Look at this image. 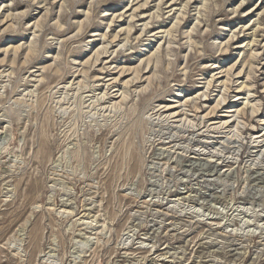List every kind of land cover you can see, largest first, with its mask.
<instances>
[{"label":"rangeland","instance_id":"374dc122","mask_svg":"<svg viewBox=\"0 0 264 264\" xmlns=\"http://www.w3.org/2000/svg\"><path fill=\"white\" fill-rule=\"evenodd\" d=\"M262 122L264 0H0V264H264Z\"/></svg>","mask_w":264,"mask_h":264},{"label":"bare ground","instance_id":"6f19581e","mask_svg":"<svg viewBox=\"0 0 264 264\" xmlns=\"http://www.w3.org/2000/svg\"><path fill=\"white\" fill-rule=\"evenodd\" d=\"M142 5H143V4H142ZM140 6H141V5H140ZM137 7H138V6H137ZM137 7H136V8H137ZM156 7H157V6H156ZM133 10H135V8H134ZM156 15H157V14H156ZM202 16H203V15H202ZM131 18H132V17H131ZM160 31H161V30H160ZM227 40H228V39H227ZM231 40H232V39H231ZM252 42H253V41H252ZM14 49L16 50L17 48H14ZM29 49H30V48H29ZM98 50H99V49H98ZM106 52H107V51H106ZM11 53H12V52H11ZM98 54H99V53H98ZM254 54H255V53H254ZM14 56H15V55H14ZM254 56H257V54L254 55ZM254 58H255V57H254ZM154 60H155V59H154ZM146 66H147V65H146ZM138 71H139V70H138ZM57 73H58V72H57ZM226 74H227V73H226ZM228 74H230V76H232V73L229 72ZM135 76H138V75H135ZM230 76L228 77V75H227L228 78H227V77H226V78L229 80V79H231ZM137 79L139 80L140 78H137ZM225 82H226V84H230V85H231L230 82H227L226 80H225ZM136 83H137V82H136ZM208 85H209V84H208ZM208 87H209V86H208ZM225 88H226V86H225ZM207 89H208V88H207ZM223 89H224V88H223ZM227 90H229V88H226V91H227ZM208 91H209V90H208ZM201 93H202V92H201ZM204 95H205V94H204ZM206 98H207V97L204 96V97H203V100H207ZM238 98H240V97H238ZM238 98H236V99H238ZM223 100H225V98H224ZM220 102H221V101H220ZM220 102H219V103H220ZM245 102H246V101H245ZM223 104H225V101H224ZM245 104L248 105V103H245ZM218 105H219V104H218ZM172 106H174V105H172ZM169 108H170V107H169ZM166 109H167V108H166ZM194 109H195V108H194ZM196 109H197V106H196ZM242 109H243V108H242ZM252 109H253V108H252ZM256 110H257V109H256ZM241 111H242V110H241ZM244 111H245V110H244ZM244 111L241 112V113H244V114H245ZM228 112H236V109H234V108H230V109L228 110ZM237 113H238V111H237ZM170 116H171V115H170ZM225 116H231V115H225ZM243 116H244V115H243ZM226 122H227V121H225V123H226ZM262 123H264V122H262ZM218 127H219V126H218ZM189 129H190V128H189ZM255 135H256V136H254L255 138H256V137L260 138V137H262L264 134H255ZM256 146H257V145H256Z\"/></svg>","mask_w":264,"mask_h":264}]
</instances>
